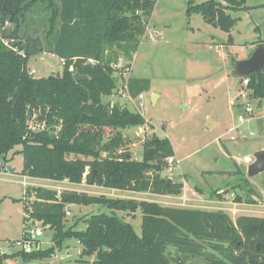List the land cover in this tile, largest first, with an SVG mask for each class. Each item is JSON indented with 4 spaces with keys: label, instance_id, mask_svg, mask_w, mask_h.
<instances>
[{
    "label": "trees",
    "instance_id": "1",
    "mask_svg": "<svg viewBox=\"0 0 264 264\" xmlns=\"http://www.w3.org/2000/svg\"><path fill=\"white\" fill-rule=\"evenodd\" d=\"M156 2L0 0L1 168L6 169L8 154L22 145L21 172L30 177L74 184L86 180L88 185L161 195L182 193V182L162 176L166 157L175 153L170 139L154 134L145 143L144 158H133L130 140L122 130L149 122L140 112L128 108L125 113L124 105L104 100L116 93L121 77L113 64L120 56L132 60ZM245 3L188 1L189 8L201 12L206 22L226 31L237 20L229 10L245 7ZM39 5L50 12L43 23L35 19ZM44 52L63 61L60 76H31L28 60ZM89 59L98 63L90 64ZM76 71L89 78L77 81ZM244 77L250 97L264 102V71L259 78L255 74ZM127 88L137 97L151 90V79L129 76ZM150 147L154 148L153 155L148 152ZM229 173L243 171L238 167ZM27 193L35 196L24 204L25 218L49 225L54 230V245L11 254L0 252V264L10 256L21 257L24 263L46 260L68 237L78 238L82 255L95 256L91 264H186L194 258L205 264H264L262 215L241 213L233 219L223 210L42 186H29ZM70 204H99L106 210L86 216L85 227L78 229L77 223L69 227L65 223ZM138 209L143 214L141 235L118 214Z\"/></svg>",
    "mask_w": 264,
    "mask_h": 264
},
{
    "label": "rangeland",
    "instance_id": "2",
    "mask_svg": "<svg viewBox=\"0 0 264 264\" xmlns=\"http://www.w3.org/2000/svg\"><path fill=\"white\" fill-rule=\"evenodd\" d=\"M188 1L157 0L138 50L132 60L124 56L132 62L127 76L150 78L152 84L144 99L135 101L138 105L143 101V105H139L140 112L149 123L122 130L130 140L129 150L133 158L141 160L146 151L145 143L154 134L169 138L178 160L171 174L184 184L182 193L159 195L30 177L21 172L24 157L19 152L22 145H18L8 154V160L4 162L6 169L0 167L1 253L11 254L21 249L22 244L18 242L28 230L36 227L41 228L43 234L30 250L54 245V230L38 219L25 218L24 204L35 196L28 195L29 186L86 191L115 198L132 196L163 205L223 210L233 219L241 213L264 216V171L249 177V164L244 162L246 155L254 160V153L264 145V102L253 99L250 102L253 113L240 112L238 103L245 101L241 93L249 94L248 79L234 75L232 63L233 58H247L257 42H264V7L260 6L264 0H246L247 8L229 10L237 19L230 31L206 22L201 12L189 8ZM203 1L206 0H195L196 3ZM35 10L38 22L43 23L46 18L48 21L50 12L44 5ZM27 66L36 77H47L64 70L63 61L50 52L31 57ZM125 79L126 76H118L116 93L104 100L118 102L135 111L133 104L123 96L121 86ZM152 93L158 95L154 101ZM240 113L245 116L242 123L238 121ZM209 119L215 123L211 129L206 127ZM232 126H237V130L228 133ZM231 136L236 139L231 140ZM236 162H240V166ZM238 167L242 174L229 173ZM163 173L164 176L169 174L166 168ZM100 209L106 210L99 204H70L66 207V226L77 223L76 228H83L85 217ZM118 214L133 224L138 235L142 234L141 209L135 213L118 211ZM81 251L78 238L68 237L55 248L52 257L40 262L91 264L95 256L82 255ZM170 254L175 255L173 249ZM4 263L26 264L18 256L7 257Z\"/></svg>",
    "mask_w": 264,
    "mask_h": 264
},
{
    "label": "built area",
    "instance_id": "3",
    "mask_svg": "<svg viewBox=\"0 0 264 264\" xmlns=\"http://www.w3.org/2000/svg\"><path fill=\"white\" fill-rule=\"evenodd\" d=\"M151 37H153L151 35ZM89 63L90 64H97L98 61L95 60V59H89ZM113 67L117 70H121L122 72H120V75L122 76H126V79L125 81L122 83V88H123V96L131 102V104H133L134 106V110L137 111V112H140V106L143 105V101H139V105L135 102L137 99H141L143 100L144 99V96H145V93H141L139 94L137 97H133L130 95V93L128 92V88H127V79L129 76H127L128 72L131 71L132 69V62L130 61H127L126 58L124 56H120L118 61L115 62L113 64ZM248 83V82H247ZM250 93V91L248 92ZM241 97L245 99V101L241 102V103H238L239 105V110L240 112L242 113H245V114H251L253 113V108L250 106V102L253 100V98L250 97V94H247L245 91H243L241 93ZM141 113V112H140ZM240 113L239 116H238V121L239 123H242L244 120H245V116L244 114ZM237 130V126H232L228 129V133H233ZM236 137L235 136H231V140H235ZM254 160L253 158L250 156V155H246L244 157V162L245 163H252ZM178 160H177V157L173 154V155H169L168 157H166V169L167 171L169 172L168 175H166L167 177H169L170 179L172 180H175L174 179V176L171 174V172L173 171V166L175 164H177ZM86 175V174H85ZM162 176L163 177H166L164 176V173L162 172ZM84 182H82L81 184H86V180H83ZM46 227H50L49 225H46ZM43 234V231L41 228L39 227H36L35 229H31V230H28L26 233H25V238L22 240V241H19L18 244L21 245V249H25V250H30V247L34 244H38L37 243V240L38 238Z\"/></svg>",
    "mask_w": 264,
    "mask_h": 264
},
{
    "label": "water",
    "instance_id": "4",
    "mask_svg": "<svg viewBox=\"0 0 264 264\" xmlns=\"http://www.w3.org/2000/svg\"><path fill=\"white\" fill-rule=\"evenodd\" d=\"M232 63L234 66V75L239 77H244L249 74H255L257 78H259L260 74L264 71V43L260 45H256L254 50L251 52V54L247 58L243 59H232ZM61 72H57V76H60ZM31 76H35L34 73H31ZM75 79L77 81L79 80H85L89 77L87 75L81 74L79 71L75 72L74 75ZM155 93H152V99L154 101ZM128 110L127 107L124 108V112L126 113ZM215 126V123L209 119L206 123V127L208 129H211ZM148 152L153 155L154 154V148H149ZM254 161L249 164L247 167V175L249 177H254L261 172L264 171V148L257 150L254 153ZM26 264H43L39 261H32L28 262ZM186 264H205L203 261L194 258L192 261L186 263Z\"/></svg>",
    "mask_w": 264,
    "mask_h": 264
},
{
    "label": "crops",
    "instance_id": "5",
    "mask_svg": "<svg viewBox=\"0 0 264 264\" xmlns=\"http://www.w3.org/2000/svg\"><path fill=\"white\" fill-rule=\"evenodd\" d=\"M157 34V33H156ZM155 36V35H154ZM152 38H154V37H152ZM131 77H136V76H131ZM151 86H152V84H151ZM156 96L158 97V95L156 94ZM260 103H262V102H260ZM262 148H264V145L263 146H261V147H259V149H262ZM239 166H240V162H236ZM61 182H68V181H61ZM105 188V187H104ZM105 189H107V188H105ZM109 189V188H108ZM115 190V189H114ZM140 193H148V192H140ZM152 193V192H151ZM159 195H161V194H159ZM128 198H130V197H128ZM131 198H133L132 196H131ZM158 202V201H157Z\"/></svg>",
    "mask_w": 264,
    "mask_h": 264
}]
</instances>
